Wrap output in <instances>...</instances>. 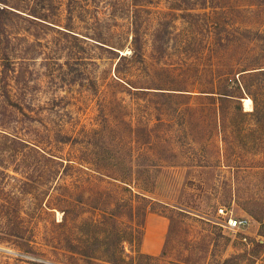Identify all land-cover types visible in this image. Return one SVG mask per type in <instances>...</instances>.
Here are the masks:
<instances>
[{
	"label": "rangeland",
	"instance_id": "obj_1",
	"mask_svg": "<svg viewBox=\"0 0 264 264\" xmlns=\"http://www.w3.org/2000/svg\"><path fill=\"white\" fill-rule=\"evenodd\" d=\"M67 2L0 0V264H264V0Z\"/></svg>",
	"mask_w": 264,
	"mask_h": 264
},
{
	"label": "trees",
	"instance_id": "obj_2",
	"mask_svg": "<svg viewBox=\"0 0 264 264\" xmlns=\"http://www.w3.org/2000/svg\"><path fill=\"white\" fill-rule=\"evenodd\" d=\"M78 0H68L67 2V19L70 18V13H71V9L74 8L75 3ZM0 14H11V7L7 6L4 3H0ZM30 16L45 21L46 18H49L48 15H46V13L44 11H39L38 13H36L35 11H33L31 14H29ZM131 37H130V44H131V48H132V57L133 58H140V39L138 36V30L134 27H131ZM120 59H124L123 56H119L118 60ZM139 61V60H138ZM140 62V61H139ZM264 74V70H254V71H241L240 74L237 76L238 79L233 80V84L235 85L236 88V92H241L243 94H248L246 92L249 91V86L246 85V83L243 81L244 78L249 77V76H254V75H261ZM222 97L226 98H233L236 96H232L229 95L227 93H223L221 94ZM249 95V96H248ZM247 95V97L250 99V101L252 102V104H254L255 106L257 105L256 101H261L258 99V95L251 94L249 93ZM256 109V113H257ZM135 197H137L136 195H134ZM140 199H144V197H139ZM103 221H107L111 224V227L113 228V234H114V239L117 242V245L114 247H110V246H106V245H96L95 247H85V246H81L78 248H75L74 245H71V250H76L77 252H79L82 256L87 257V258H94V259H102L103 261L109 263V264H126L127 261L125 260L124 254H123V250L121 247H119V244L124 242L127 243L129 245L132 246H138L139 245V233H140V225H138L137 223H135L133 226L128 227V229L123 228L122 226H120L119 223H115L113 217L110 216H106L103 215L101 218V221L96 222V223H92L90 221H88L87 223H85L86 226L93 228V229H97L98 225L100 224V222ZM259 224H260V228H259V232L262 231V229H264V222L263 220H258ZM262 233H260L259 235H261ZM8 236H11L13 238H15L17 241L18 246L24 247V248H29L28 245V241L29 239H27L28 237L26 235H22L21 233H16V232H11V231H7V232H2L0 231V240L6 239ZM103 240H105L106 238H102ZM133 253L135 254V256H143L139 253L138 250H133Z\"/></svg>",
	"mask_w": 264,
	"mask_h": 264
},
{
	"label": "built area",
	"instance_id": "obj_3",
	"mask_svg": "<svg viewBox=\"0 0 264 264\" xmlns=\"http://www.w3.org/2000/svg\"><path fill=\"white\" fill-rule=\"evenodd\" d=\"M218 212L221 213V210H218ZM246 224H247V221L244 218H235V219L228 218L225 221L226 228L230 230L232 229L238 230L244 227Z\"/></svg>",
	"mask_w": 264,
	"mask_h": 264
},
{
	"label": "crops",
	"instance_id": "obj_4",
	"mask_svg": "<svg viewBox=\"0 0 264 264\" xmlns=\"http://www.w3.org/2000/svg\"><path fill=\"white\" fill-rule=\"evenodd\" d=\"M158 237H159V235H158ZM159 242H160L159 238L158 239H153V243L149 244L147 246V249L146 250H144L143 247H142V245H141V250L143 249V252L144 251L145 252H148V254H154L159 249Z\"/></svg>",
	"mask_w": 264,
	"mask_h": 264
},
{
	"label": "bare ground",
	"instance_id": "obj_5",
	"mask_svg": "<svg viewBox=\"0 0 264 264\" xmlns=\"http://www.w3.org/2000/svg\"><path fill=\"white\" fill-rule=\"evenodd\" d=\"M243 104H244V107L246 108V110H249L250 109V99L249 98H245L243 99Z\"/></svg>",
	"mask_w": 264,
	"mask_h": 264
}]
</instances>
